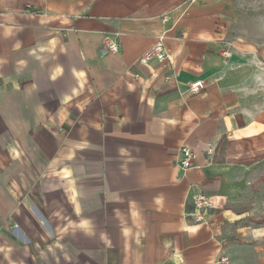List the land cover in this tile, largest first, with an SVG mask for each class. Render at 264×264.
Here are the masks:
<instances>
[{"label":"crops","instance_id":"0c3cea01","mask_svg":"<svg viewBox=\"0 0 264 264\" xmlns=\"http://www.w3.org/2000/svg\"><path fill=\"white\" fill-rule=\"evenodd\" d=\"M263 23L230 0H0V264H264ZM161 36L168 60L141 61Z\"/></svg>","mask_w":264,"mask_h":264},{"label":"built area","instance_id":"2783aa9c","mask_svg":"<svg viewBox=\"0 0 264 264\" xmlns=\"http://www.w3.org/2000/svg\"><path fill=\"white\" fill-rule=\"evenodd\" d=\"M195 2H201L203 0H193ZM164 37L161 36L158 38L155 45L145 53L141 61L147 62L150 60H157L158 62H166L168 60V56L164 49ZM119 51V46L113 37H103L99 46V54L101 56L114 55ZM225 58L229 57V52L227 50L222 52ZM203 82L200 80L191 82L187 86L188 93L190 95H197L203 89ZM181 159L179 161V167L182 171H186L193 167L192 165V153L185 147L180 148L179 150ZM211 208V203L209 199L201 193H197L193 198V210L189 217L193 224L201 225L206 224V217L209 209ZM221 263L226 264L227 259L223 258L220 260Z\"/></svg>","mask_w":264,"mask_h":264},{"label":"rangeland","instance_id":"374dc122","mask_svg":"<svg viewBox=\"0 0 264 264\" xmlns=\"http://www.w3.org/2000/svg\"><path fill=\"white\" fill-rule=\"evenodd\" d=\"M234 7L243 13L261 15L264 20V0H230ZM260 18V17H259ZM259 25L262 23L258 22ZM264 24V23H263Z\"/></svg>","mask_w":264,"mask_h":264}]
</instances>
